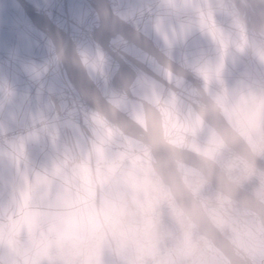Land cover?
<instances>
[{
	"label": "clouds",
	"instance_id": "clouds-1",
	"mask_svg": "<svg viewBox=\"0 0 264 264\" xmlns=\"http://www.w3.org/2000/svg\"><path fill=\"white\" fill-rule=\"evenodd\" d=\"M0 264H264V0H0Z\"/></svg>",
	"mask_w": 264,
	"mask_h": 264
}]
</instances>
